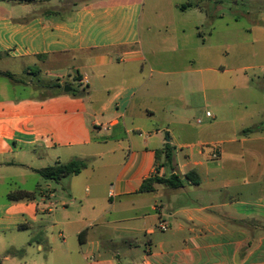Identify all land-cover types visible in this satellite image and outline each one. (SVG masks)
Masks as SVG:
<instances>
[{"label": "crops", "instance_id": "crops-1", "mask_svg": "<svg viewBox=\"0 0 264 264\" xmlns=\"http://www.w3.org/2000/svg\"><path fill=\"white\" fill-rule=\"evenodd\" d=\"M72 1L0 0V65L7 67L0 71L14 75L5 86L13 95L0 97V185L33 194L19 201L2 194L0 233L27 235L12 251L43 250L46 223L58 231L51 241H60V252L87 264H114L109 254L132 261L140 246L136 264H264V91L252 79L233 85L245 68L229 47L213 49L215 28L202 37L208 17L198 6L161 8L169 20L158 38L160 27L142 17L147 0ZM254 30L264 35V22ZM258 42L264 63V39ZM16 65L55 85L16 82ZM67 77L82 92L61 91ZM208 106L215 114L205 110L198 124L194 115ZM238 108L244 111L235 114ZM248 128L258 129L243 134ZM73 160L88 165L66 186L70 204L84 201L90 210L58 216L54 190L40 188L37 171ZM190 172L197 185L185 179ZM171 174L180 188L139 192L144 180ZM192 190L195 207L180 204ZM164 210L174 219L167 236L159 228H170Z\"/></svg>", "mask_w": 264, "mask_h": 264}, {"label": "rangeland", "instance_id": "rangeland-1", "mask_svg": "<svg viewBox=\"0 0 264 264\" xmlns=\"http://www.w3.org/2000/svg\"><path fill=\"white\" fill-rule=\"evenodd\" d=\"M96 0H75L72 2H76L78 5H82L83 3L93 2ZM200 3V4H199ZM181 4L184 6L187 4H191V6H196L197 4L201 5L204 9L207 10L212 15V20L208 22L206 20V24L201 25L200 30L202 32V37L207 39L208 32L210 28H215L214 38L212 43L213 49L218 50L219 52L224 50L226 47H229L228 52L229 55L235 57V64H239L241 68H245L244 72H238L234 75L233 85L238 88L242 87L244 82H248V80L252 79L251 82L253 84L251 86H255V84L262 83L264 84V64L259 60V40L264 39V35L259 34L254 30L255 26L258 25L259 22H264V0H147L144 5V13L142 17L148 16V21L156 24L157 27H160V32L155 35V37L162 38L165 37V30L162 28V24L168 22V18H166L165 11L164 13L160 10L164 7H172L178 6ZM52 4L50 3L49 6ZM149 8H154V10H149ZM157 11L158 14H155ZM204 16L208 17L207 14L203 11ZM147 20L144 21L142 19L141 27L144 32L145 25ZM227 27L229 28V32L227 31ZM154 32V33H155ZM146 33H144L145 35ZM153 36V34H152ZM228 45V46H227ZM7 67H3L0 65V69L4 70ZM11 68V67H10ZM16 70L17 78H19V83L30 85L33 88L43 87L44 85L52 86L55 85V81H46L40 80L38 81L33 74H25L21 73L19 65L14 67ZM73 75V74H72ZM23 81H22V80ZM28 81V82H25ZM226 81V78L225 80ZM65 87L69 88V94L73 95L78 91L82 92V87L77 85L75 80L72 77H67L65 80ZM7 85H11L10 81L7 78H0V97L4 96H12L13 92L6 90ZM64 87V88H65ZM256 87V86H255ZM64 88H60L61 91H64ZM257 88V87H256ZM262 91V90H260ZM205 110L215 114V109L213 107L208 106L206 109H203L202 115L195 116L194 120L198 119L200 122L205 123L204 112ZM243 108L236 109V113L243 112ZM77 178L69 177L61 180V182H53V181H45L40 179V188L45 189L47 186L54 190L56 195L55 201H53L55 205L56 212L58 216H70L76 217L78 214L87 213L90 208L88 204L82 201V205L77 200L74 204H70L72 199L68 194V190L66 186L70 181H75ZM10 184L0 185V202H4V195L7 192L15 193ZM110 187V186H109ZM90 195L94 194L95 188L89 187ZM196 190L189 191L185 194L184 198H181L179 201L183 206H192L195 207L193 201L194 196L196 195ZM79 196L81 200H83V195L87 192L85 190H78ZM35 200H39L40 196L37 192L34 193ZM188 196V197H187ZM64 200L67 204L66 207H62L59 202ZM65 209V212L64 210ZM98 209V207H97ZM149 212V211H148ZM151 215H155V213L149 212ZM165 219L167 220L170 228L169 231L165 235H169L172 233L174 229V219L168 218L167 211L162 212ZM92 215V214H91ZM91 217V216H89ZM46 218V216L44 217ZM51 219V216H49ZM88 218V217H87ZM42 228L45 227V233L42 234V243L44 246L43 250H38V247L34 244L33 248L27 250L28 253H19V249H16L15 252L12 251L10 244H14L19 246L22 242L27 239V235L24 232H15V233H0V262L2 264H87L79 255H64L60 252L59 243L60 241L57 239L55 243L51 241L57 236L56 228H49L51 224H42ZM60 230V229H59ZM33 236V235H30ZM31 238V237H30ZM48 246H51L50 249ZM144 247L140 246L138 248V253L134 255L133 260L125 259V256H121L119 258L111 257V254L107 255V258L114 262V264H136L140 263L143 256ZM52 252V253H51ZM11 255V258L8 261H5V256ZM97 256V254H96ZM101 260V259H100Z\"/></svg>", "mask_w": 264, "mask_h": 264}, {"label": "trees", "instance_id": "trees-1", "mask_svg": "<svg viewBox=\"0 0 264 264\" xmlns=\"http://www.w3.org/2000/svg\"><path fill=\"white\" fill-rule=\"evenodd\" d=\"M200 4V3H199ZM197 4L199 8L203 9L205 14L208 15V22L212 20V15L207 10V8L201 7V5ZM191 4H187L182 7V9H185L186 7H190ZM2 58V55L0 53V59ZM0 77L1 78H7L10 80H14V75L9 72H3L0 71ZM255 86L264 91V84L258 83L255 84ZM77 93L73 94L76 95ZM258 128H248L242 131L243 134L247 133H253ZM164 157L166 160V163L170 164L172 162V149L170 148L169 144H166L163 149ZM88 165L87 161L84 160H73L66 164H56L54 166H50L41 170H38L37 173L44 179V180H52V181H59L62 178H66L69 176H75L78 175L82 170L86 169ZM185 179L191 181L193 184H198V179L196 178V175L194 172H190L185 176ZM154 184H162L167 187L177 189L182 186V181L177 177L176 175H170L168 178L165 177H152L144 180L139 188V192L142 193H148L152 192L154 190L153 186ZM33 197L32 193L28 192H15L10 193L8 195V198L12 201H19V200H30Z\"/></svg>", "mask_w": 264, "mask_h": 264}, {"label": "built area", "instance_id": "built-area-1", "mask_svg": "<svg viewBox=\"0 0 264 264\" xmlns=\"http://www.w3.org/2000/svg\"><path fill=\"white\" fill-rule=\"evenodd\" d=\"M206 117H210V113H206ZM198 124H200V121H197ZM212 158L213 159H216L217 158V155L216 154H213L212 155ZM159 228L161 231H166L168 229V227L166 225H164L163 223H160L159 224Z\"/></svg>", "mask_w": 264, "mask_h": 264}, {"label": "water", "instance_id": "water-1", "mask_svg": "<svg viewBox=\"0 0 264 264\" xmlns=\"http://www.w3.org/2000/svg\"><path fill=\"white\" fill-rule=\"evenodd\" d=\"M64 91H65V92H69V91H70V89H69V88H67V87H65V88H64Z\"/></svg>", "mask_w": 264, "mask_h": 264}]
</instances>
